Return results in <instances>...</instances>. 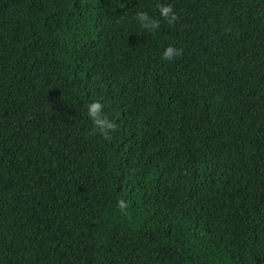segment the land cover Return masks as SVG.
Instances as JSON below:
<instances>
[{"label": "trees", "instance_id": "1", "mask_svg": "<svg viewBox=\"0 0 264 264\" xmlns=\"http://www.w3.org/2000/svg\"><path fill=\"white\" fill-rule=\"evenodd\" d=\"M0 264H264V0H0Z\"/></svg>", "mask_w": 264, "mask_h": 264}, {"label": "clouds", "instance_id": "2", "mask_svg": "<svg viewBox=\"0 0 264 264\" xmlns=\"http://www.w3.org/2000/svg\"><path fill=\"white\" fill-rule=\"evenodd\" d=\"M159 14L166 19L174 20L175 13L172 10V6L170 4H161L159 6ZM138 19L145 24L146 27L155 28L156 22L149 20L146 13L143 11L138 12ZM176 50L173 46L169 45L163 50V57L170 59ZM101 103L99 101L93 100L86 106L87 116L92 120L93 124L97 127V129L103 133L105 130L113 127V122L107 119L106 116L101 112Z\"/></svg>", "mask_w": 264, "mask_h": 264}]
</instances>
